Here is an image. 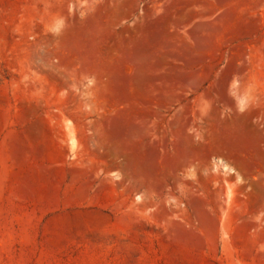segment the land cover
<instances>
[{"label":"rangeland","instance_id":"obj_1","mask_svg":"<svg viewBox=\"0 0 264 264\" xmlns=\"http://www.w3.org/2000/svg\"><path fill=\"white\" fill-rule=\"evenodd\" d=\"M0 264H264V0H0Z\"/></svg>","mask_w":264,"mask_h":264},{"label":"crops","instance_id":"obj_2","mask_svg":"<svg viewBox=\"0 0 264 264\" xmlns=\"http://www.w3.org/2000/svg\"><path fill=\"white\" fill-rule=\"evenodd\" d=\"M74 6L80 7L81 5L93 6V7H116L117 3L120 0H72ZM119 19H111L109 21L110 29H114V27L119 24L121 21ZM229 162V161H228Z\"/></svg>","mask_w":264,"mask_h":264}]
</instances>
